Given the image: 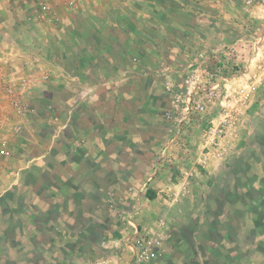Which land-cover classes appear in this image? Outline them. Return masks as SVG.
<instances>
[{"label":"crops","instance_id":"crops-1","mask_svg":"<svg viewBox=\"0 0 264 264\" xmlns=\"http://www.w3.org/2000/svg\"><path fill=\"white\" fill-rule=\"evenodd\" d=\"M30 2L0 0V58L19 77L20 48H33L50 81L31 94L36 112L1 162L2 195L33 191L36 214L70 227L118 224L108 240L163 221L165 258L154 264H264V0H81L72 12L55 0L60 23L36 28ZM201 52L239 66L232 98L259 86L209 149L202 133L223 120L218 108L179 135L167 119L166 82L179 86ZM119 249L107 258L122 260Z\"/></svg>","mask_w":264,"mask_h":264},{"label":"built area","instance_id":"built-area-1","mask_svg":"<svg viewBox=\"0 0 264 264\" xmlns=\"http://www.w3.org/2000/svg\"><path fill=\"white\" fill-rule=\"evenodd\" d=\"M77 3L79 0H65V9L74 11ZM55 8L50 0H40L28 15L29 24L34 27L57 26L60 23V11ZM225 50L229 51V48ZM21 57L26 60L28 71L19 77L14 75L8 62L0 58V153L6 157L13 155L11 139L21 136L25 130L24 119L36 112L30 102L31 94L50 81L49 73L41 69V56L33 48H26ZM218 62L213 56L201 52L194 57L179 86L171 81L166 82L171 106L167 119L175 122L176 135L181 134L193 118L205 115L212 107L219 109L223 117L219 126L212 120L202 133L205 149L219 145L227 129L234 127L240 120V109L259 93V86L250 84L237 98H232L228 84L242 71ZM46 110L52 114L53 120H58L53 104H47ZM11 118L14 122H9ZM158 225V230L148 231L135 227L126 236L124 248L131 252V259L135 263L154 264L160 257L168 232L162 230L165 222L159 221Z\"/></svg>","mask_w":264,"mask_h":264},{"label":"rangeland","instance_id":"rangeland-1","mask_svg":"<svg viewBox=\"0 0 264 264\" xmlns=\"http://www.w3.org/2000/svg\"><path fill=\"white\" fill-rule=\"evenodd\" d=\"M39 1L31 0L25 11L26 23L33 28L36 27L29 24L28 15L32 9H35ZM50 1L56 7L55 0ZM80 3L81 0L77 3L75 10L82 6ZM25 50L26 48H20L21 56ZM236 69H239V66ZM42 87L43 85L40 88ZM9 122H14L13 118ZM11 125L9 124V126ZM1 156L0 165L2 161L4 162L3 159L11 158L2 154ZM0 177H2L1 174ZM30 182L34 183L33 180ZM0 183H2L1 179ZM33 194V191L22 190L4 196L0 184V264H130L135 262L134 259H131V252L124 248V241L135 227L138 230H144V227L135 224L128 225L130 230L124 232L122 239L108 240L102 237V232L108 231L109 225L113 230H116L118 224L107 223L103 227L92 223L85 228L82 222H79L70 227L65 223V217L61 215L54 216L48 212V215L43 217L36 214L35 208L32 206L35 199ZM20 199H22L21 203H19ZM49 209L47 210L51 211ZM119 224L123 225V223ZM165 229L166 226L162 230ZM118 248L126 252V255L121 256L122 260L112 261V258H107L108 250L116 251ZM163 254L164 248L155 263L164 262L165 255ZM180 259L178 255H175L172 256L171 261L176 262Z\"/></svg>","mask_w":264,"mask_h":264}]
</instances>
